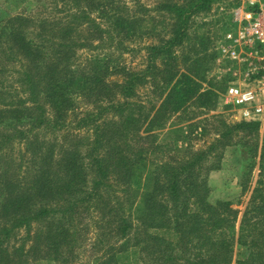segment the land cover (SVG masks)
<instances>
[{"label": "trees", "instance_id": "trees-1", "mask_svg": "<svg viewBox=\"0 0 264 264\" xmlns=\"http://www.w3.org/2000/svg\"><path fill=\"white\" fill-rule=\"evenodd\" d=\"M212 1L159 0L154 7L159 16L143 6L139 21L153 19L149 31L157 23L165 30L156 33L157 41L141 47L144 67H115L120 74L115 79H107L111 64L104 57L94 58L89 70L80 72L71 70L66 61L75 56L74 47L98 48L111 28L125 36L130 31L138 37L156 35L135 31L134 18L119 13L128 11L127 6L115 4L112 13H99L110 22L107 29L87 9L71 11L67 23L81 17L82 24L100 34L99 42L37 37L41 43L63 47L50 53L34 41L33 31L18 25L22 18L5 20L8 47L1 52L16 66L10 70L18 73L15 82L20 95H10L9 89H14L10 85L7 92L0 91L10 98L0 106V156L16 141L24 143L32 155L28 168L23 154L15 167L19 174L31 172L26 189H17L20 175L17 183L4 177L8 195L0 201V264H9L13 252L18 264H30V255L39 253L42 260L75 264L69 256L82 247L91 225L98 226L93 243L102 246L95 264H264V137L259 141V118L244 116L229 123L214 117L215 136L208 145L175 147L177 156L168 160H149L137 146L143 126L165 128L171 113L183 110L189 101L212 105L217 94L211 88L201 91L200 80L213 66V39L208 31L191 29L195 15L209 10ZM113 37L109 35L110 40ZM42 68L44 82L39 80ZM148 85L165 95L145 111L138 90ZM75 95L89 104L79 113ZM68 117L71 121H66ZM69 128H84L91 135L59 146L57 153L53 142L37 138L41 130L56 135ZM235 144L248 150L252 161L258 160L257 176L242 212L231 201L208 200L207 173L220 166L224 149ZM255 164L250 165L249 176ZM10 165L6 163V169ZM247 187L248 182L242 190ZM32 225L37 233L34 248L7 245L22 228L26 241ZM235 243L245 248L244 255L238 252L234 257ZM11 246L13 252L8 255Z\"/></svg>", "mask_w": 264, "mask_h": 264}, {"label": "rangeland", "instance_id": "rangeland-1", "mask_svg": "<svg viewBox=\"0 0 264 264\" xmlns=\"http://www.w3.org/2000/svg\"><path fill=\"white\" fill-rule=\"evenodd\" d=\"M115 1L112 3L106 0L104 2L102 0H0V91L7 92L9 89L7 86L10 85L14 86L15 89H9L10 95L13 97L20 95L17 92L20 89L19 83L15 82L18 73L14 74L10 70L15 69L13 67L16 66H12L11 60H6L1 52L3 47H8L6 19L22 18L18 25L27 31H33L34 41L43 44V51L50 53L63 47H56L50 42L42 41L41 43L37 37H47L63 42L81 41L84 38L86 41H93L94 44L99 42L100 34L92 27H86L85 24H82L83 19L81 17L78 22L71 25L67 23L66 15L71 11L77 12L80 8L87 9L90 11L91 17L107 29L110 22L102 16L103 14L99 13H112L114 11L112 6L115 4H118L119 7L127 6L128 11L122 10L119 12L120 15H128V18H134L133 29L144 32L150 30L154 21L147 17H144L142 23L139 21L143 18V6L151 9L150 14L152 16H159L154 8L159 0ZM135 17L138 18L137 22ZM194 24L191 29L197 27L198 33L209 32L213 39L212 49L215 52L212 68L205 73L204 79L200 80V90L204 91L211 88L217 95L213 97L210 106L189 101L182 108L183 110L171 113L165 128L146 130L143 126L139 131L140 136L136 138V140L138 139L137 146L143 149L149 160L159 162L175 157L178 151L174 149L175 147L185 149L190 145L193 149L204 148L215 136L213 127L217 123L213 120L214 117L229 123L239 122L245 115L252 118L257 117L261 121L259 141L264 137V0H213L209 10L201 11L195 15ZM156 27L155 30L148 33L153 35L165 30L161 23H157ZM131 33L130 31L129 35L125 36L124 32L118 34L116 30L111 28L109 35L114 36L112 40L109 39L108 33H104L102 35L103 42L98 48L90 49L89 44H86L85 47H74L76 54L72 58H67L66 65H69L71 70L88 71L94 58L104 57L102 60L111 64L107 79H115L120 75L115 70L118 67L142 68L145 65V51L141 47L148 42L157 41V34L154 36L144 34L142 37H138L137 35L132 36ZM24 42L26 41L24 40ZM53 56L56 57L55 54ZM25 61L27 62V60ZM39 76L41 82L46 81L43 68ZM230 88H238L242 92H251L252 98L237 103L229 94ZM138 92L146 104L145 111H150L154 101L155 105H158L165 95V93L160 95L159 90L153 91L149 85L140 87ZM75 97L77 113L89 106L88 102L81 99L80 95H75ZM7 99H10L7 97V93L0 95V106ZM74 118L72 119L74 120ZM66 121H71V118L68 117ZM71 125L74 126L75 124L72 123ZM168 129L180 130L167 133ZM57 133L53 135L41 130L37 138L45 143L53 142L55 153H57L59 146L66 147L69 142L78 141L81 135L84 137L91 135V132L89 134L84 128L79 130L69 128L64 132L59 131ZM178 134L181 136L179 140L174 142ZM22 154L24 155V165L28 168L27 161L31 159L32 151L26 149L24 143L14 142L13 148L7 150L5 156H0V201L8 195V190L3 183L5 176L17 183L15 179L20 175L19 180L21 181L17 183L20 184L17 189L19 187L27 188L31 172L25 171L19 174L15 168L18 163L22 162ZM9 162L11 165L6 169V163ZM253 162L256 164L252 167V173L249 176L248 172ZM147 164L150 168L149 163ZM257 171L258 160L252 161L248 150L240 144L226 147L220 166L207 173L208 200L211 202L217 200L231 201L232 206L242 212L250 198ZM247 182L248 187L243 191L242 189L247 185ZM17 189L14 187L13 190L16 191ZM96 215L95 217L98 219V214ZM97 227L91 225L82 247L74 254H70L71 263H96L95 259L102 254V246L93 243L98 235ZM29 234L30 237L24 241L26 231L23 228L19 229L7 245L18 247V245L24 244V249L34 248L37 234L35 225H32ZM114 240L115 237H112L110 241L114 242ZM14 246H11V249L7 251L8 255L9 252H13ZM238 252L244 255L245 248L235 243L234 257ZM39 254L42 255V253ZM39 254L30 255V264H62L57 261L42 260L43 258H39ZM15 255L14 252L9 255V258H12L8 262L9 264H18V256Z\"/></svg>", "mask_w": 264, "mask_h": 264}, {"label": "built area", "instance_id": "built-area-1", "mask_svg": "<svg viewBox=\"0 0 264 264\" xmlns=\"http://www.w3.org/2000/svg\"><path fill=\"white\" fill-rule=\"evenodd\" d=\"M229 94L230 96L233 97L234 101L237 103H242L250 98H252V93L251 92H242L238 88H230L229 89ZM245 117H250L249 115H245Z\"/></svg>", "mask_w": 264, "mask_h": 264}]
</instances>
